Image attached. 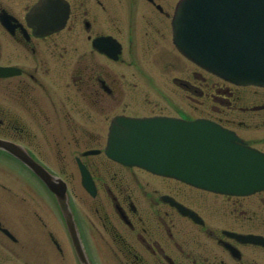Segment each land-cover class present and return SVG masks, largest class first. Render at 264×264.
<instances>
[{
    "label": "flooded vegetation",
    "instance_id": "1",
    "mask_svg": "<svg viewBox=\"0 0 264 264\" xmlns=\"http://www.w3.org/2000/svg\"><path fill=\"white\" fill-rule=\"evenodd\" d=\"M175 2L0 0V65L18 70L0 77V138L23 145L46 165L50 153L43 149H54L61 160L63 149H74L68 158L76 165L80 148H102L120 90L111 64H173ZM65 16L62 27L45 28L48 17ZM250 100L251 146L264 152V91H252ZM218 120L247 125L234 117ZM82 160L95 182L93 196L81 187L76 168H61L59 174L67 181L90 264H264L263 243L229 233L264 237V189L248 196L216 194L166 178L146 181L134 167L99 154ZM167 196L202 221L183 215ZM25 212L33 219L10 226L1 220L14 235L12 240L0 231V249L8 250L2 259L81 264L63 221L48 220L31 206Z\"/></svg>",
    "mask_w": 264,
    "mask_h": 264
},
{
    "label": "water",
    "instance_id": "2",
    "mask_svg": "<svg viewBox=\"0 0 264 264\" xmlns=\"http://www.w3.org/2000/svg\"><path fill=\"white\" fill-rule=\"evenodd\" d=\"M173 24L175 42L190 58L229 79L264 85V0H181ZM115 124L124 129L115 139L126 135L128 146L112 142L108 153L126 164L227 193L264 187V166L251 148L211 121L119 117ZM28 164L52 185L43 168ZM60 200L64 205L65 196Z\"/></svg>",
    "mask_w": 264,
    "mask_h": 264
},
{
    "label": "rangeland",
    "instance_id": "3",
    "mask_svg": "<svg viewBox=\"0 0 264 264\" xmlns=\"http://www.w3.org/2000/svg\"><path fill=\"white\" fill-rule=\"evenodd\" d=\"M169 48L171 54L174 55L172 59L173 64H111L113 73L117 74V76L121 78L119 79L117 77L119 81H114L117 84L116 86H118L117 89L120 90L117 91L116 99L112 100V116L116 112H122V108H126V113L133 115L141 116L165 114L172 116H183L185 118H194L203 115L211 116L220 112V114L223 113L222 115L225 114V116L228 117H235L239 120H245L247 125L251 123V120L249 119L251 114H249L247 111H242L239 108L233 111V108L221 105L217 100H214L213 97H209V95L212 93V90L206 88L205 84H211V82L214 81L221 82L222 80L220 78L205 72L196 64L183 57V55L178 52L173 44ZM167 55V51L163 52L162 54V56L165 57H167ZM145 57L146 55H144V58ZM200 74L205 76L207 81H202L200 78H198ZM179 78L185 79L186 81L201 87L203 91L202 94L200 93V89L198 87L193 88L191 91L192 88L189 90V88L180 84ZM233 90L236 95H241L242 97V99L234 101L236 107L249 104L251 102L250 99L252 91H258L260 93L264 91L263 88L257 89L256 87L252 86L234 87ZM117 99H120L121 101L118 102ZM111 115H109L106 119L105 128L102 133V141L106 140V128ZM237 130L241 136L247 140H251V127L237 126ZM41 151L45 154L50 153V155L47 156L50 158L48 164L51 168L57 171H60L61 168L66 169L65 167L75 170L76 167L74 164L72 165L68 156H71L72 152L74 153L76 150L66 148L63 149L62 153L66 156L63 160H61V158H57L58 153L55 154L54 149H43ZM64 164L66 165L64 166ZM11 169H13L15 172V178L20 179V184H18L20 188H15L17 190H26V192L28 191V193H31L36 202L32 201L31 199H29V202H31L33 207L35 206L37 209L41 210L40 206L43 204V201L36 194V190L34 188H28V177L26 173L21 172L22 170H20L18 167H12ZM135 171L136 173H139L140 176L146 181H156L155 177V179H151L149 176L147 177V175H144L139 170ZM6 172L7 171L5 168L0 166V174H7ZM158 180L159 179L157 178L156 182H159ZM3 202L4 193L0 190V204ZM13 203L11 204V209H15L17 211L19 210L21 214H24L22 204L18 202L15 204ZM5 209L11 210L10 208ZM41 211L44 212L43 210ZM18 218L19 217L17 216V219ZM21 220L23 219L21 218ZM5 252L8 251L3 250V254Z\"/></svg>",
    "mask_w": 264,
    "mask_h": 264
}]
</instances>
